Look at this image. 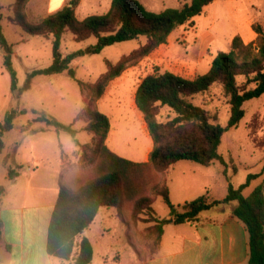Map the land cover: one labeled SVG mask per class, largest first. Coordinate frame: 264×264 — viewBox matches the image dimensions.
Instances as JSON below:
<instances>
[{"label": "trees", "instance_id": "1", "mask_svg": "<svg viewBox=\"0 0 264 264\" xmlns=\"http://www.w3.org/2000/svg\"><path fill=\"white\" fill-rule=\"evenodd\" d=\"M29 1L13 0L11 5L17 14L13 22L28 35L53 37V62L47 68L31 72L28 84L35 76H53L65 71L76 79L75 70L70 65L79 56L100 53L104 47L116 43L141 37L146 39L143 45L118 62L106 60L107 70L95 83L76 79L84 95L87 121L85 130L92 135L91 143L83 144L78 140V130L73 124H64L47 114H39L34 118V122L44 123L46 128L31 133L48 129L68 133L81 150L80 160L93 165L91 177H78L68 183L60 181L59 195L48 230V254L71 261L72 264H91L94 247L84 233L94 223L102 208H120L125 202H132L135 219L148 215L145 220L154 223L158 246L166 224L196 223L202 212L235 202L231 215L242 221L249 233L248 264H264V177L248 196L244 195L252 181L264 175V167L260 173L250 174L247 181L237 188L226 176L225 170L228 191L224 199L212 200L205 193L181 206L173 204L167 184H155L154 175V171L168 173L173 164L182 160L204 167L213 165L215 161L227 166L219 152L224 134L237 127L245 117L244 104L264 94V30L261 25H254L257 34L254 42L246 44L240 36H236L231 49L220 52L204 74L186 78L171 72H154L142 79L136 90L135 103L147 124L154 147L147 162H136L109 148L107 138L111 123L107 115L96 109V104L112 81L167 43L176 29L201 15L215 0H191L181 7L166 8L161 12L150 11L140 0H112L107 13L90 15L83 20L76 16L78 2L70 0L62 9L37 24L27 22L22 13ZM2 10L0 4V47L5 53L4 67L11 76V88L15 92L19 86L12 58L13 45L4 33ZM66 32H71L77 42L95 38L97 44L64 56L61 43ZM216 84L223 88L231 106L226 126L217 122V116H212L208 110L193 102L196 95L208 92ZM163 107H169L175 113L166 122L159 119ZM25 113V110L19 112L17 109L6 112L0 123V156L5 149L6 134L15 128L18 116ZM88 152L92 154L90 160L86 159ZM16 175L17 171H8L10 179ZM151 187L169 207L170 219L155 216L154 200L148 193ZM4 193L5 187L0 186V197ZM1 228L0 221V241Z\"/></svg>", "mask_w": 264, "mask_h": 264}, {"label": "rangeland", "instance_id": "2", "mask_svg": "<svg viewBox=\"0 0 264 264\" xmlns=\"http://www.w3.org/2000/svg\"><path fill=\"white\" fill-rule=\"evenodd\" d=\"M140 1L150 11L161 12L166 8L181 7L191 0ZM12 2L13 0H0L3 6L1 14L4 33L9 43L13 45L12 58L19 88L15 92L12 91L11 76L3 63L5 53L0 47V123L3 122L6 112L11 109H17L19 112L25 110L26 113L18 116L15 128L5 136V149L0 156V186H10V180L7 178L10 169L27 172L29 165H35L32 158L41 159V155L44 154L50 157L52 167L55 169L59 163L55 152H60L59 156L65 161L64 170L70 172L64 183L78 177H91L93 165L80 160L81 150L76 146L73 138L66 132L57 133L54 129L31 133L46 128L44 123L34 122V118L39 114H47L64 124H73L78 130V140L83 144L91 143L92 135L85 130L87 121L84 114L86 108L84 95L77 80L89 84L95 83L107 70L106 60L118 62L123 56L129 55L143 45L146 39L141 37L137 40L116 43L104 47L100 53L79 56L70 65L75 70L77 80L65 71L53 76H35L28 84L31 72L47 68L52 64L53 37L31 36L25 33L13 22L17 14L11 5ZM88 2L90 4H86L82 11L76 12L79 20H83L87 15L107 13L112 0H88ZM28 3L22 11L27 22L37 24L49 16L43 5L36 6L34 13L28 9ZM258 4L264 5L263 0H215L201 15L194 17L192 19L194 21L191 20L176 29L167 43L129 67L119 79L112 81L96 104V109L107 115L111 123V134L107 141L109 148L127 159L147 162L154 145L143 115L135 103L136 90L142 79L154 72H171L186 78H194L206 73L210 69L212 60L218 55L217 49L223 47V44L225 47L228 45L226 32L231 30L232 25L242 16L254 14L255 9L252 6ZM257 23L264 30V21ZM209 31L217 38L214 45L204 47L199 41L198 34ZM95 44H97L95 38L77 42L71 32H66L62 38L61 52L65 56ZM193 102L208 110L212 116H217L218 123L227 125L231 106L229 98L225 96L220 85L216 84L208 92L196 95ZM244 109L245 117L237 127L224 134L219 149L227 166L215 161L211 167L206 168L187 161L190 167L189 174H185L184 170H172L168 178L174 193L178 191L174 194V199L182 198L179 196L182 188L179 179L184 175L189 177L192 175L199 183L210 181L212 183L210 195L217 199L223 193V185L227 181L222 173L223 169L236 188L244 184L250 174H257L263 170L264 94L247 101ZM174 116V111L169 107L160 109L161 121L166 122ZM145 133L149 135V139ZM144 150H146L145 156ZM91 155L88 152L86 159L90 160ZM154 175H156L155 184L159 186L167 184L165 179L167 173L154 171ZM263 177L264 175L252 181L245 189L244 195L248 196L260 184ZM148 193L154 200L155 216L166 218L170 214V209L162 197L156 195L152 187L149 188ZM202 194L203 192L194 190L189 192L192 199ZM105 210L107 213L102 215L105 223L99 224L98 218L85 232L93 243L95 252L93 264H100L103 259L109 264L108 261L112 257L121 264H139L138 259L142 258L145 252L156 251L157 232L153 229L154 223L145 220L148 215L135 219L132 202H125L120 208ZM7 257L6 249L0 245V260H5Z\"/></svg>", "mask_w": 264, "mask_h": 264}, {"label": "crops", "instance_id": "3", "mask_svg": "<svg viewBox=\"0 0 264 264\" xmlns=\"http://www.w3.org/2000/svg\"><path fill=\"white\" fill-rule=\"evenodd\" d=\"M76 1L78 2L75 9L77 13L79 10L82 11L86 4H90L88 0ZM69 2L70 0H59L58 3H54V0H30L28 9L35 13L36 6L40 4L43 5L47 14L51 15ZM252 7L255 9V13L242 16L236 24L232 25V29L226 32L228 45L225 44V47L223 44V47L218 48L217 54L228 52L236 36H240L246 44L256 40L257 34L254 30V24L264 21V19H261L264 18V5L258 4ZM88 16L90 15L86 17ZM198 36L204 47L214 45L217 38L210 31L198 34ZM110 134L111 131L108 137ZM145 134L149 139L150 134ZM143 153L145 156L146 150ZM55 154L59 161L56 165L58 167H55V169L52 167L53 163L50 161V157L44 154L41 155V159L32 158L35 165H29L27 172L17 171L18 175L13 179H10L7 175L11 184L10 186H4L5 193L0 197V221L2 225L0 245L6 249L8 257L5 260H0V264H72L71 261L59 259L47 252L48 230L59 195L60 181L65 182L70 175V172L64 170L65 161L59 156L60 152H55ZM175 169L184 170L185 174L190 173V167L186 160L173 164L169 169L165 179L173 204L181 206L187 201L194 200L189 196L191 190L203 192L202 195L208 193L211 199H216L210 195L212 183L210 181L199 183L192 175L190 177L184 175L179 179L182 187L179 196L182 198L179 200L174 199V194L178 191L174 193L168 176ZM222 173H224V169ZM225 183L223 193L216 200H222L226 197L228 182L225 181ZM232 203L234 204L232 205ZM232 203L202 212L196 223L166 224L156 251L153 253L145 252L143 257L138 259V263L248 264L249 233L246 225L231 215V211L236 205L235 202ZM105 209L111 208L100 209L96 217V220L99 218L98 221L101 225L105 223L102 219V215L107 213ZM166 219H170V214ZM113 258L109 259V264L119 263ZM102 262L106 264L104 259L101 260L100 264ZM91 264H93V261Z\"/></svg>", "mask_w": 264, "mask_h": 264}, {"label": "snow or ice", "instance_id": "4", "mask_svg": "<svg viewBox=\"0 0 264 264\" xmlns=\"http://www.w3.org/2000/svg\"><path fill=\"white\" fill-rule=\"evenodd\" d=\"M59 2V0H54V3H58Z\"/></svg>", "mask_w": 264, "mask_h": 264}, {"label": "built area", "instance_id": "5", "mask_svg": "<svg viewBox=\"0 0 264 264\" xmlns=\"http://www.w3.org/2000/svg\"><path fill=\"white\" fill-rule=\"evenodd\" d=\"M114 264H120V263H114Z\"/></svg>", "mask_w": 264, "mask_h": 264}]
</instances>
